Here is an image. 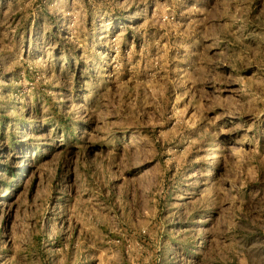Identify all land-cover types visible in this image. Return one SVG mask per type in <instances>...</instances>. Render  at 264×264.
Instances as JSON below:
<instances>
[{"label": "rangeland", "instance_id": "374dc122", "mask_svg": "<svg viewBox=\"0 0 264 264\" xmlns=\"http://www.w3.org/2000/svg\"><path fill=\"white\" fill-rule=\"evenodd\" d=\"M0 264H264V0H0Z\"/></svg>", "mask_w": 264, "mask_h": 264}, {"label": "bare ground", "instance_id": "6f19581e", "mask_svg": "<svg viewBox=\"0 0 264 264\" xmlns=\"http://www.w3.org/2000/svg\"><path fill=\"white\" fill-rule=\"evenodd\" d=\"M245 89V88H244Z\"/></svg>", "mask_w": 264, "mask_h": 264}]
</instances>
